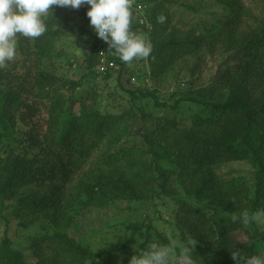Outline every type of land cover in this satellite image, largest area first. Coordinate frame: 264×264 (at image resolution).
Returning a JSON list of instances; mask_svg holds the SVG:
<instances>
[{
  "label": "trees",
  "instance_id": "16d2710c",
  "mask_svg": "<svg viewBox=\"0 0 264 264\" xmlns=\"http://www.w3.org/2000/svg\"><path fill=\"white\" fill-rule=\"evenodd\" d=\"M169 1L140 0L143 10L139 15L152 23L149 32L147 25L132 14L131 30L147 31L152 44L150 74H162L179 55L196 54L198 58L202 49L214 52L220 48L222 55L232 51L239 57L216 83H209L205 89L209 93L203 88L197 91L200 97L175 98L170 106L174 110L188 101L193 102L191 108L196 106L188 116L193 119L188 128L179 129L175 118L152 123L147 132L142 126L134 134L141 136L143 143L133 149L108 150L118 137L111 131L114 126L109 117L99 114L101 121L96 117L92 108L96 90L74 95L90 75L98 73L105 80L114 76L116 68L96 71L100 49H106L108 58L121 64L116 78L122 87L124 66L118 53L100 43L95 33L85 35L84 30L80 35L87 36L89 48L82 55L81 66L86 72L78 79L62 80L45 66L44 37L62 38L78 29L77 24L81 28L83 19L88 18V5L78 9L53 6L46 16L44 35L35 39L18 36L19 52L25 54L24 72L18 73V59L9 62V69H0V196L10 201L19 226L45 219L48 231L29 238L30 259L6 234L0 239V264H129L134 255L128 245L131 240L116 248L122 255L116 261L104 250L98 253L82 243L71 233L72 224L93 209L122 202L124 207H132L134 201L167 197L177 205L173 238L189 249L191 264H235L233 250H239L241 261L264 253V228L257 220L264 219V0H257L253 8L244 0H203L201 5L206 9L212 4L223 6L209 11L211 19H201L204 24L197 29L195 23L185 29L173 24L174 18L184 25L188 22L166 5ZM183 6L188 10L186 15L195 19L197 4ZM160 15L166 17L164 23L158 22ZM38 87L58 90L49 106L29 100ZM63 87L66 95L59 92ZM133 89H127L132 100L151 97L155 107L169 108L166 102H158L154 91L140 85ZM213 90L228 93L217 102ZM40 109L47 118L38 123L34 119ZM123 115L118 118H131ZM150 115L143 112L141 118L146 120ZM18 125L25 129L16 130ZM9 149L18 152L6 153ZM229 161L249 163L253 178L219 177L216 169ZM183 193L218 210L209 212L192 204ZM125 226L132 230L133 238L137 227L130 222ZM149 230L147 225L146 233ZM239 231L244 239L237 236ZM148 238L140 244L141 250Z\"/></svg>",
  "mask_w": 264,
  "mask_h": 264
},
{
  "label": "rangeland",
  "instance_id": "374dc122",
  "mask_svg": "<svg viewBox=\"0 0 264 264\" xmlns=\"http://www.w3.org/2000/svg\"><path fill=\"white\" fill-rule=\"evenodd\" d=\"M201 1L203 0H170L166 2V5L170 9L176 10L180 18L184 17L188 22V25L178 22L177 18H174L172 23L179 29H185V26H190L191 23H195L194 28L202 27L204 22L202 20L211 19L208 12L211 10H221L223 5L219 4L202 7ZM246 5L252 7L256 5L257 0H244ZM140 0H132V14L136 12L137 5H140ZM184 4L195 5L196 17L199 15L202 18L190 19L187 16L188 10L184 8ZM187 16V17H185ZM202 19V20H201ZM200 21L197 23V21ZM84 25L80 28L77 24V28L73 32H66L62 38L47 39V36H43L46 45L43 49L45 52V66L46 69L51 71L57 77L63 79L72 78L78 79L86 69L81 66L82 55L88 51L89 44L86 43V37L83 31L86 30L85 35L95 33L93 27L89 23V18L83 19ZM147 25V31L149 32L152 27V23L145 22ZM143 24V23H142ZM145 25V26H146ZM195 30V29H194ZM143 30L137 31L147 36V33ZM168 31V30H167ZM168 33V32H167ZM79 34V36H77ZM96 34V33H95ZM19 36V35H18ZM100 43L107 44L105 41L99 38ZM17 43V51L15 60H21L17 65L19 74L24 72L23 59L25 54L19 52ZM108 56V52L105 49ZM219 51L223 49H215L214 52L209 49H202L201 56L197 58L195 54L179 55L175 58L171 65L164 68L162 74L154 76L150 74L151 65L149 64V58H137L129 63H123V70L121 73L120 82L122 87L117 84V70L121 66L120 63L115 65L114 76L110 79L105 80L102 76L97 73V76L90 75L83 80L84 86L81 90L77 89L75 96L79 93H85L90 91L91 88L98 92L96 103L93 105V109L96 113V117L101 121V116H107L112 120L114 128L111 130L117 140L108 146L109 151H116L124 148H135V145H141L143 139L141 136L134 134L135 130L142 127V131H151L153 124L157 121H163L164 119L175 118L177 121L178 128H188L193 119L188 116L191 111L195 110L194 107L189 105L193 102H186L179 109H173L170 106L173 105L175 98L178 96H199L197 91L204 90L209 86V83H216L220 75L224 72L228 65L233 66L237 61L239 54L232 51H228L225 55H222ZM113 54H116L114 51ZM8 66L3 69H9ZM98 71V69H96ZM99 72V71H98ZM101 73V72H100ZM128 78L130 80H128ZM146 88L150 91H154L155 96L158 98V102H166L169 108L164 109L163 107H155V100L151 97L131 99L127 89L134 90L135 86ZM56 87L49 88H37L30 95L29 100L34 101L36 105L41 103L45 106H49L51 99L56 95ZM218 90V89H217ZM214 93V97L217 100H223V97L227 95L228 91L224 90L220 93ZM58 91V90H57ZM207 92V90H205ZM63 94H67L66 87L60 90ZM174 93L173 95H171ZM209 93V92H207ZM34 95V96H33ZM214 99V101H216ZM75 110L78 109V104L74 106ZM143 112L152 113L146 120L141 118ZM126 113L131 118L128 120H121L118 118L119 115ZM121 116V117H122ZM47 118V113L44 109H40L37 117L34 119L36 122H43ZM199 119V118H198ZM197 119V120H198ZM172 120V119H171ZM110 121V120H109ZM157 124V123H156ZM20 131L25 129L24 126L18 125L16 130ZM105 145V142H104ZM101 146V145H100ZM101 149V148H100ZM2 150H0L1 152ZM6 153L18 152L17 150L9 151L5 150ZM13 154V156H14ZM95 155V154H93ZM31 157V155H29ZM95 157V156H93ZM172 166V165H171ZM173 168V167H172ZM216 173L219 177L224 180L229 178L235 179H248L253 178L254 173L252 167L246 161H229L222 163L217 169ZM186 200L195 204L199 207H203L209 212L217 211L218 208L213 207L212 204L202 200L198 201L193 196L185 195ZM8 203V199L0 196V239L4 238L7 234L13 241V245L17 248L25 250L28 258L30 259L29 238L34 234H44L48 230L45 229V219L38 220L37 223L30 224L26 227L19 226V220L12 212L14 209ZM135 203V204H133ZM131 206H125V202L109 206L105 209H93L87 212L85 215L80 216L79 222L72 224L71 233L83 240L90 249L93 251L104 250L105 255L111 257L113 260H120L122 255L118 254L116 249L121 243L128 242L129 246L134 249V255L136 252L141 251L140 244H144L146 238L149 237L146 242V247L151 242H158L162 246L174 247V252L169 257L168 264H191V257L185 254L180 241L173 238L172 232L176 230L174 225L175 222V210L177 205L175 200L171 197L151 199L149 198L145 202L141 203L134 201ZM221 211V210H220ZM219 211V212H220ZM227 214V212H226ZM258 222L264 228L263 217L257 218ZM130 222L133 226L137 227V232L132 238V230L127 228L126 223ZM150 225L151 230L146 233V226ZM237 236L241 239L245 238L243 232H237ZM165 240V241H164ZM261 254V253H259ZM132 255V256H134ZM258 255V254H257Z\"/></svg>",
  "mask_w": 264,
  "mask_h": 264
},
{
  "label": "clouds",
  "instance_id": "9594fccd",
  "mask_svg": "<svg viewBox=\"0 0 264 264\" xmlns=\"http://www.w3.org/2000/svg\"><path fill=\"white\" fill-rule=\"evenodd\" d=\"M82 5L89 6L86 15L96 35L107 43L109 50L118 53L123 62L147 58L151 54L152 44L147 36L131 30L132 0H0V69L14 60L18 35L31 39L44 35L47 31L46 16L53 6L78 9ZM140 5V9L136 8L134 18L143 23L145 17L139 15L143 10ZM165 20L164 15L158 17L159 23ZM175 246L151 242L147 249L132 256L129 264H168ZM179 246L185 254L188 253L187 247ZM232 258L235 264H264V253L241 261L239 250H233Z\"/></svg>",
  "mask_w": 264,
  "mask_h": 264
},
{
  "label": "built area",
  "instance_id": "2783aa9c",
  "mask_svg": "<svg viewBox=\"0 0 264 264\" xmlns=\"http://www.w3.org/2000/svg\"><path fill=\"white\" fill-rule=\"evenodd\" d=\"M141 5H137V9H140ZM99 55L101 56L100 63L97 66V69L99 72L103 73L105 72L108 68H115V63L113 60H110L106 54V51L103 49H100Z\"/></svg>",
  "mask_w": 264,
  "mask_h": 264
}]
</instances>
